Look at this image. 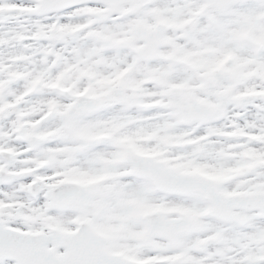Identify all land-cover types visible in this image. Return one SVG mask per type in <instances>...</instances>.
Here are the masks:
<instances>
[{
  "label": "snow or ice",
  "instance_id": "snow-or-ice-1",
  "mask_svg": "<svg viewBox=\"0 0 264 264\" xmlns=\"http://www.w3.org/2000/svg\"><path fill=\"white\" fill-rule=\"evenodd\" d=\"M0 264H264V0H0Z\"/></svg>",
  "mask_w": 264,
  "mask_h": 264
}]
</instances>
